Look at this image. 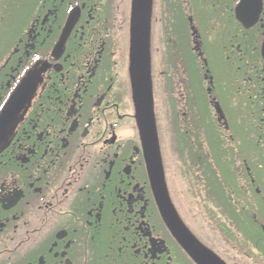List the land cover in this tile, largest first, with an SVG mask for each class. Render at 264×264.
Here are the masks:
<instances>
[{
    "label": "flooded vegetation",
    "instance_id": "1",
    "mask_svg": "<svg viewBox=\"0 0 264 264\" xmlns=\"http://www.w3.org/2000/svg\"><path fill=\"white\" fill-rule=\"evenodd\" d=\"M131 5H0V264H199L156 201L133 97ZM150 56L179 218L222 264H264V0H152ZM204 217L220 243L198 227Z\"/></svg>",
    "mask_w": 264,
    "mask_h": 264
},
{
    "label": "water",
    "instance_id": "2",
    "mask_svg": "<svg viewBox=\"0 0 264 264\" xmlns=\"http://www.w3.org/2000/svg\"><path fill=\"white\" fill-rule=\"evenodd\" d=\"M151 6L152 0H132L130 17V73L133 85V97L146 143L145 154L149 163L156 201L168 228H170L176 240L184 246L197 263L222 264L186 228L167 193L153 104L150 56ZM6 117L7 108L0 117V130L4 128L6 131V136L4 137L3 135V138H0V142L3 143L7 139Z\"/></svg>",
    "mask_w": 264,
    "mask_h": 264
},
{
    "label": "rangeland",
    "instance_id": "3",
    "mask_svg": "<svg viewBox=\"0 0 264 264\" xmlns=\"http://www.w3.org/2000/svg\"><path fill=\"white\" fill-rule=\"evenodd\" d=\"M116 5H117V2H116ZM157 89H158V93L160 94V88L158 86H157ZM172 107L173 106L169 104V121H168V118L164 117V114H162V113L160 114L161 115V119H162V122H161L162 127L163 128L165 126H167V128L169 127V129H168L169 130V155L171 153L170 149L172 147L170 145V143H171V141L175 142V132H176V130L175 131L173 130V124L171 123V120H170L171 117H172V113H173ZM177 110L180 112L181 111V106H178ZM168 123H169V125H168ZM166 140H167V137H166ZM167 153H168V151H167ZM168 161H169L170 165H171V163L172 164L173 163H175V164L179 163V161L172 162L170 156H169ZM196 222L198 224V227L203 231L204 235L207 236L209 238V240H211V242L220 243L219 236L216 234V232L214 231L213 226L210 224V222H212V221H209V220H207L204 217V218L196 219Z\"/></svg>",
    "mask_w": 264,
    "mask_h": 264
},
{
    "label": "trees",
    "instance_id": "4",
    "mask_svg": "<svg viewBox=\"0 0 264 264\" xmlns=\"http://www.w3.org/2000/svg\"><path fill=\"white\" fill-rule=\"evenodd\" d=\"M2 3H3V0H0V5H1ZM238 222H239V223H238L239 226L242 227L243 230H244V228L247 229L246 220H238ZM254 237H258V235L255 234Z\"/></svg>",
    "mask_w": 264,
    "mask_h": 264
},
{
    "label": "snow or ice",
    "instance_id": "5",
    "mask_svg": "<svg viewBox=\"0 0 264 264\" xmlns=\"http://www.w3.org/2000/svg\"><path fill=\"white\" fill-rule=\"evenodd\" d=\"M37 59H39V57H37Z\"/></svg>",
    "mask_w": 264,
    "mask_h": 264
}]
</instances>
